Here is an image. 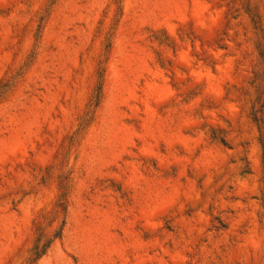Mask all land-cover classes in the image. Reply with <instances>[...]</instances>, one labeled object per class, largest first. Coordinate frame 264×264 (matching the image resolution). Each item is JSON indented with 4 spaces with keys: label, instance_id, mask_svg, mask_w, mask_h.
Instances as JSON below:
<instances>
[{
    "label": "rangeland",
    "instance_id": "obj_1",
    "mask_svg": "<svg viewBox=\"0 0 264 264\" xmlns=\"http://www.w3.org/2000/svg\"><path fill=\"white\" fill-rule=\"evenodd\" d=\"M0 264H264V0H0Z\"/></svg>",
    "mask_w": 264,
    "mask_h": 264
}]
</instances>
